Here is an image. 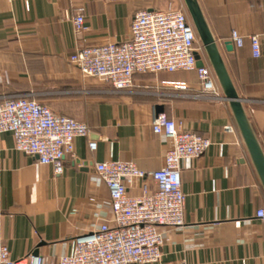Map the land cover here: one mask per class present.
<instances>
[{
    "label": "crops",
    "instance_id": "crops-1",
    "mask_svg": "<svg viewBox=\"0 0 264 264\" xmlns=\"http://www.w3.org/2000/svg\"><path fill=\"white\" fill-rule=\"evenodd\" d=\"M171 1L0 0V99L30 97L90 129L60 176L16 152L12 134L0 137V239L13 260L72 255L77 238L112 218L97 164L163 167L171 141L153 132L156 111L212 141L203 157L182 162L186 225L163 229V262L264 264V223L256 217L264 190L214 72L221 98L203 100L195 97L201 85L194 72L136 75L132 88L114 92L70 62L79 49L130 40L138 11L172 9ZM198 1L264 150V0ZM79 11L81 34L72 22ZM233 31L245 38L243 48L231 41ZM253 35L260 36L259 58ZM202 57L211 68L204 50ZM183 83L186 89L177 87Z\"/></svg>",
    "mask_w": 264,
    "mask_h": 264
},
{
    "label": "built area",
    "instance_id": "built-area-1",
    "mask_svg": "<svg viewBox=\"0 0 264 264\" xmlns=\"http://www.w3.org/2000/svg\"><path fill=\"white\" fill-rule=\"evenodd\" d=\"M76 33L86 30L81 11L72 19ZM231 41L243 48L245 38L237 31ZM250 38L255 58H259L260 36ZM198 37L186 12L178 9L138 11L130 40L79 49L70 57L86 78L108 84L114 92L133 87L136 75L166 72H194L201 85L195 97L203 100L221 98V91L211 68L197 66ZM186 89V84H177ZM153 132L171 141L160 170L146 172L134 162L106 161L96 171L109 190L112 218L89 235L77 238L72 255L46 257L30 255L15 261L0 239V264H165L163 229H183L187 195L181 181L182 162L197 160L212 146L210 138L189 131L183 122L166 114L153 115ZM233 132V127H226ZM12 134L15 151L36 157L38 163L53 166L56 176L63 174L65 162L75 157V141L88 137L84 122L58 115L49 106L27 96L0 99V137ZM91 150L97 144L90 143ZM134 191L137 194H131ZM256 217L264 223V207ZM170 264H188L186 262Z\"/></svg>",
    "mask_w": 264,
    "mask_h": 264
},
{
    "label": "water",
    "instance_id": "water-1",
    "mask_svg": "<svg viewBox=\"0 0 264 264\" xmlns=\"http://www.w3.org/2000/svg\"><path fill=\"white\" fill-rule=\"evenodd\" d=\"M184 3L191 22L203 45L209 64L217 78L225 98L230 104L237 128L264 190V150L243 106V101L237 93L235 85L222 57L219 45L213 36L199 1L184 0ZM226 48L228 51H231L233 49V45L231 43H227ZM196 59L198 68H203L205 66V62L202 55H197Z\"/></svg>",
    "mask_w": 264,
    "mask_h": 264
},
{
    "label": "rangeland",
    "instance_id": "rangeland-1",
    "mask_svg": "<svg viewBox=\"0 0 264 264\" xmlns=\"http://www.w3.org/2000/svg\"><path fill=\"white\" fill-rule=\"evenodd\" d=\"M172 9H178V10H183L187 13L189 19H190V16L185 8V5H184V2L183 0H172L171 3H170ZM191 20V19H190ZM198 47L201 49V51L203 52L204 48H203V45L198 37Z\"/></svg>",
    "mask_w": 264,
    "mask_h": 264
},
{
    "label": "trees",
    "instance_id": "trees-1",
    "mask_svg": "<svg viewBox=\"0 0 264 264\" xmlns=\"http://www.w3.org/2000/svg\"><path fill=\"white\" fill-rule=\"evenodd\" d=\"M195 29V28H194ZM195 32H196V30H195ZM196 34H197V32H196ZM198 37V36H197Z\"/></svg>",
    "mask_w": 264,
    "mask_h": 264
}]
</instances>
